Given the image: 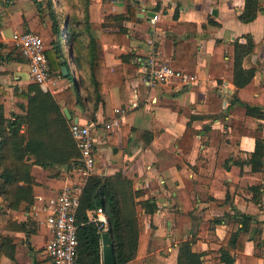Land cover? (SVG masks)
Masks as SVG:
<instances>
[{
    "label": "crops",
    "instance_id": "0c3cea01",
    "mask_svg": "<svg viewBox=\"0 0 264 264\" xmlns=\"http://www.w3.org/2000/svg\"><path fill=\"white\" fill-rule=\"evenodd\" d=\"M92 1L89 31L84 30L76 39L72 35L74 29H67L62 35L65 52L70 43L71 61L70 66L67 61L66 65L72 77L52 73L50 87L51 93H55L71 86L82 97L84 106L75 108L71 120L77 118L92 130L96 155L94 173L105 175L122 170L133 180V186L143 191L141 199L151 197L158 206L153 214H146L140 206L137 207L142 251L123 264L176 263L178 244L198 228L190 216L182 213L178 196L182 188L195 194L194 215L209 217L224 212L231 215L224 223L211 225L212 231L207 230L204 235L197 233L192 246L194 251L204 252L203 264H223L215 252L225 233L239 227L233 216L234 209L252 215L264 226V168L259 173L250 174V165L244 164L246 175L241 177L238 185L232 182V174L227 169L233 160L242 161L248 157L254 149L256 136L264 138V118L248 116L245 106L239 103L229 107L235 86L226 78L218 81L209 77L208 70L216 39L229 42L249 34L254 47L242 64L245 68H254L255 84L264 86V0H260L257 15L250 22L238 18L245 0ZM128 5L134 8V13L123 22L128 27L127 43H102L100 55L105 65L112 68L121 62L122 53L132 50L138 68L134 74L125 76L122 91L111 87L103 95L104 104L94 111L92 120L88 62L81 55L77 61L73 60L72 55L78 44H86L90 36L100 38L102 31L111 29L103 25L106 15L126 13ZM58 10H62L60 5ZM105 11L106 15L101 16ZM151 12L159 14L154 24L149 20ZM208 19L217 24L208 23ZM203 23L206 27H202ZM50 25L47 17L40 18L33 0H0V44L13 43L11 36L16 31L32 30L44 40L47 50L54 38ZM177 40H184L192 46L188 58L180 64L186 67L184 71L195 75L194 84L180 89L169 84L148 85L145 76L150 67L149 59L154 54L179 68L173 60L175 55L180 56ZM1 48L0 45V52H4ZM27 71L25 60L0 62V87L11 92L14 84L28 83ZM254 96L260 97L258 105L264 110V92H256ZM182 107L194 114L206 115L193 122L197 132L188 153H183L175 142L183 134L188 121L179 111ZM232 118L243 121L241 134L231 133L229 124ZM112 120L118 124L108 128L106 125ZM144 130L154 133L149 142L141 135ZM216 169L220 171L217 180L214 177ZM59 170V177H46L41 166H32L37 185L30 211L42 198L56 193L67 183L78 181L75 169ZM251 185H258L259 190L252 191L249 189ZM253 195L260 199V204L251 201ZM30 211L15 210L12 216L24 220ZM185 217L193 221L190 228L187 227V234ZM37 223V230L28 234L6 231L0 224V233L14 235L17 244L15 260L1 255L0 264H49L44 254L45 243L41 247L43 239L46 242L47 228ZM243 252L254 254L252 239L246 240ZM234 264H240L239 259ZM258 264H264V252H261Z\"/></svg>",
    "mask_w": 264,
    "mask_h": 264
},
{
    "label": "trees",
    "instance_id": "16d2710c",
    "mask_svg": "<svg viewBox=\"0 0 264 264\" xmlns=\"http://www.w3.org/2000/svg\"><path fill=\"white\" fill-rule=\"evenodd\" d=\"M33 2L40 18L47 17L51 22L54 38L51 39L50 48L45 51L50 72L62 76L61 65L62 63L66 65L62 35L67 29H74L72 35L76 39L84 30L89 31L90 15L88 13L80 19L74 14L65 13L63 10H58L54 0H33ZM259 5L260 0H245L243 11L238 16L239 20L250 22L255 19ZM133 13L134 8L128 5L126 13L106 15V23L103 25L111 29L102 31L100 38L90 36L86 44L77 45L76 52L72 55L73 60L77 61L81 55L88 62L89 80L92 86L90 96L92 120H94V111L104 104L103 95L107 94L111 87H118L122 91L125 76L134 74L138 68V63L133 61L135 56L132 50L122 53L121 62L112 68L105 65L100 55L102 43H127L128 27L123 22L129 20ZM207 22L217 24L212 19H208ZM190 25L196 27L195 23ZM202 27H206V23H203ZM0 45L1 49H4V52H0V62L25 60L14 43ZM176 45L179 47L180 56L175 55L173 60L177 67L184 70L186 67L180 62L188 58L192 46L184 40H177ZM253 47L254 42L249 34L229 42L216 39L208 75L218 81L226 78L235 86L229 107L237 103L242 104L248 116L262 119L264 110L258 105L260 97L254 96V93L264 92V86L255 84V69L245 68L242 64ZM61 59L63 62H60ZM77 106H84L83 99L71 86L55 93L42 90L35 82L14 84L11 92L0 87V224L4 225L6 231L28 234L38 228L37 221L30 214L24 220H16L12 216L15 210L30 211L34 203V187L37 181L32 173L33 165L41 166L46 177L60 176L61 171L57 165H68V171L80 165L79 151L69 130L71 119H68L63 111L66 107L73 116ZM179 111L185 114L188 121L183 134L175 142L183 153H188L192 149L193 137L197 132L193 122L203 119L206 115L194 114L183 107L179 108ZM229 126L233 134H241L243 131L242 120L232 118ZM153 134L152 131L144 130L141 135L149 142ZM111 135L114 136V132ZM244 164L250 165V174L263 170L264 138L256 136L254 149L245 160L235 159L227 165V169L232 174V182L236 185L240 183L241 177L246 175L243 171ZM219 173L220 171L216 169L215 180L218 179ZM249 189L257 191L259 186L251 185ZM142 196L143 191L136 189L133 180L120 169L111 174L92 173L87 177L81 188L75 217L76 264H99L101 261L102 231L99 230V223L88 216V211H94L98 207L104 210L107 217L106 231L113 243L115 264L126 263L141 254L137 207L140 206L146 214H153L158 208L153 198L141 199ZM178 196L182 213L190 216L197 223L198 228L195 233H189V236L178 244L175 264H203L204 252L192 249L197 240L196 234L204 235L207 230L212 231L211 225L222 224L231 215L224 212L222 215L209 217L196 216L193 214L195 194L182 188ZM226 197L228 199V193ZM251 201L255 204L261 203L255 195ZM233 211L239 227L237 230H229L225 233L215 252L217 259L223 264H234L236 259H239L240 264H258V258L261 252H264L263 222L237 209ZM247 239H252L254 242L253 255H246L243 252ZM16 245L14 235L0 233V256L5 255L15 260ZM47 260L50 264V260Z\"/></svg>",
    "mask_w": 264,
    "mask_h": 264
},
{
    "label": "built area",
    "instance_id": "2783aa9c",
    "mask_svg": "<svg viewBox=\"0 0 264 264\" xmlns=\"http://www.w3.org/2000/svg\"><path fill=\"white\" fill-rule=\"evenodd\" d=\"M159 19L157 12L149 18L151 23ZM11 41L19 48L28 67L29 82L38 83L44 91H52L50 87V66L45 51L44 40L34 31H16ZM149 69L145 81L150 86L169 84L174 88L190 87L196 77L192 73L176 68L168 62L158 59L155 54L149 59ZM112 120L106 126L117 125ZM69 130L79 151L80 165L75 168L78 181L63 185L56 193L41 199L34 206L30 215L47 228L44 254L50 264H76L77 225L75 217L79 205V195L87 177L94 173L95 148L94 136L89 125L79 121L69 123ZM99 223V230H107V217L104 210L98 207L88 215Z\"/></svg>",
    "mask_w": 264,
    "mask_h": 264
},
{
    "label": "rangeland",
    "instance_id": "374dc122",
    "mask_svg": "<svg viewBox=\"0 0 264 264\" xmlns=\"http://www.w3.org/2000/svg\"><path fill=\"white\" fill-rule=\"evenodd\" d=\"M54 3H57V5H60V7L65 13L74 14L76 17H79L80 19H82L88 13L90 15L93 1L92 0H54ZM105 13L106 11L103 14H101V16L106 15ZM69 50H70V43L68 42L65 55L67 59L66 60L67 65L70 66L71 57L69 55ZM71 77H72V72H70L69 74V78ZM186 220L187 222H186V232L185 233L187 234L188 228H190V225L193 223V221L190 218L189 219L186 218ZM47 234L48 233H46V236ZM43 240L44 241L42 242L41 247L45 243V239Z\"/></svg>",
    "mask_w": 264,
    "mask_h": 264
},
{
    "label": "water",
    "instance_id": "95a60500",
    "mask_svg": "<svg viewBox=\"0 0 264 264\" xmlns=\"http://www.w3.org/2000/svg\"><path fill=\"white\" fill-rule=\"evenodd\" d=\"M153 15V12L150 13ZM70 54V51H69ZM60 62H63V60H60ZM61 71L62 75L68 76V70L67 66L62 63L61 65ZM64 114L68 119H71V115L69 113V110L67 108H63ZM73 121H77V118H73ZM59 169L67 170L68 165H57ZM101 264H115V254H114V247L113 243L110 240V236L107 231H103L101 233ZM100 264V263H99Z\"/></svg>",
    "mask_w": 264,
    "mask_h": 264
}]
</instances>
